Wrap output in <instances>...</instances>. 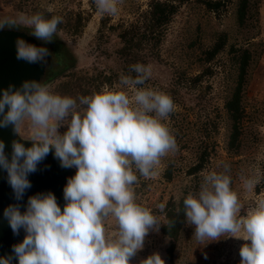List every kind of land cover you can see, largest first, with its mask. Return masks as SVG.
I'll list each match as a JSON object with an SVG mask.
<instances>
[{"label":"clouds","instance_id":"clouds-1","mask_svg":"<svg viewBox=\"0 0 264 264\" xmlns=\"http://www.w3.org/2000/svg\"><path fill=\"white\" fill-rule=\"evenodd\" d=\"M94 3L99 13L115 16L122 0ZM61 23L63 18L57 15L21 14L0 19V29L23 24L37 39L51 42ZM16 47L17 59L29 63L46 62L50 55L47 48L23 39L16 41ZM129 72L135 76L121 74L113 88L104 85L76 98L55 94L34 80L24 81L15 91L12 86L3 91L0 127L11 124L19 133L27 121L33 142L26 148L13 141L9 161L0 141V167L7 171L15 198L22 199L31 187L28 175L50 149L61 167L77 169L63 189L67 202L63 211L52 192L29 197L24 213L19 205L5 209L13 233L18 235L21 228L26 232L23 241L13 246L18 264H131L144 248L146 236L159 232L160 218L136 202L134 185L137 172L144 179L155 177L161 158L177 150L175 136L164 123L175 104L168 94L143 87L152 75L150 65L136 63ZM62 126H67L63 134L58 131ZM260 183L259 175L243 178L249 193ZM231 184L227 174H204L199 190L183 199L185 222L194 227L193 236L203 245L221 237L250 241L240 248V264H264V194L241 216L243 205ZM157 207L164 213L166 203ZM110 220L114 231H109ZM11 260V256L0 257V264ZM140 264L165 261L153 253Z\"/></svg>","mask_w":264,"mask_h":264},{"label":"rangeland","instance_id":"rangeland-1","mask_svg":"<svg viewBox=\"0 0 264 264\" xmlns=\"http://www.w3.org/2000/svg\"><path fill=\"white\" fill-rule=\"evenodd\" d=\"M7 1L0 0V19H16L21 14L30 16L32 6L29 3L19 4L14 0V3L19 4L16 9L12 2ZM146 1L122 0L115 16L99 13L94 0H36V5L53 14L68 16L71 10H79L82 15L88 14L78 34L64 31L57 34L71 51L78 69L95 68L107 71L117 67L114 54L117 40L113 33L96 34L100 17L106 16L108 23L126 20L144 9ZM235 1L224 0L216 12L206 11L195 0L182 4L167 26L159 46V57L149 60L146 64L151 66L152 75L143 87H151L168 94L175 104V111L164 123L175 136L177 150L161 158L155 177L144 179L137 172L138 183L134 185L136 202L152 210L160 221L163 214L157 206L170 199L185 198L189 192H197L204 174L210 171L231 177V187L238 193L243 205L241 216L254 205L259 195L264 194V0H247L241 25L235 21ZM216 32L226 34V44L214 60V73L201 84L202 87L208 85L206 92L199 95H203L206 110L218 120L219 128L213 137L214 147L209 162L200 172L188 174L186 170L193 161L192 144L196 118L192 108L196 105V92L178 86L173 74L175 70L180 69L192 73L197 71L198 63L191 54L189 42L196 38V46L207 45L213 40ZM230 46L246 48L249 52L240 97L243 116L236 141L238 146L234 149L228 148L226 144L227 121L223 117L221 107L222 97L229 91L234 78V68L227 60V50ZM57 81L46 83L53 93ZM118 81L116 80L111 88ZM58 131L63 134L67 131V126H62ZM18 135L31 140V128L27 121L21 125ZM168 166L170 176L166 178ZM73 169L77 170L75 167ZM256 175L261 177V183L253 192H246L243 178ZM185 220L176 239L170 240L160 231L150 232L145 238L144 248L131 258V264H140L141 260L153 253H159L165 264H240V248L245 243L250 244V241L221 237L218 241L203 245L193 236L194 227L187 225ZM108 227L109 231H114V221L110 220Z\"/></svg>","mask_w":264,"mask_h":264},{"label":"trees","instance_id":"trees-1","mask_svg":"<svg viewBox=\"0 0 264 264\" xmlns=\"http://www.w3.org/2000/svg\"><path fill=\"white\" fill-rule=\"evenodd\" d=\"M188 0H147L145 8L137 11L126 20H118L108 23L106 16L100 17L96 34L113 33L117 46L114 49L117 58V67L104 71L102 69H78L75 58L69 48L58 36V32H72L78 34L85 24L88 14L82 15L79 10H71L68 16L65 14H53L38 4L36 0H16L17 3H29L31 15L42 13L46 18L52 15L61 16L63 23L58 25V31L51 42H44L37 39L40 47L49 50L50 55L46 57L44 73L40 82L43 84L58 80L54 87L55 94L61 96H71L73 98L81 95H90L93 91H99L104 85L111 88L116 80H119L121 74L135 76L130 73V66L136 63L146 65L149 60L159 57V46L161 45L167 26L178 11L179 7ZM200 3L206 11L216 12L224 0H195ZM12 2L16 9L19 4ZM247 8V0H236L234 7V17L238 25H241ZM13 29H20L31 34V29L26 26L18 25ZM33 36V35H32ZM198 41L192 38L189 42L191 54L195 56L198 63V69L195 72H188L185 69L175 70V80L178 86L187 90H195L196 102L194 117L195 138L193 140V161L186 170L188 174L200 172L209 162V157L213 153L214 134L219 128L218 120L213 114H210L203 102L207 84L201 86L203 81L208 79L215 71L214 60L218 58L219 53L224 49L226 44V34L216 32L213 40L204 46H196ZM227 60L232 64L234 78L229 91L222 97L221 107L223 117L227 121V147L230 149L237 148L236 143L239 135V125L243 116V109L240 105L241 88L244 83L246 67L249 61V52L246 48L230 46L227 50ZM166 178H169V166L166 171ZM183 199H170L166 201V208L162 217L160 233L170 240L176 239L180 228L185 220L183 208ZM173 222L169 226V222Z\"/></svg>","mask_w":264,"mask_h":264},{"label":"water","instance_id":"water-1","mask_svg":"<svg viewBox=\"0 0 264 264\" xmlns=\"http://www.w3.org/2000/svg\"><path fill=\"white\" fill-rule=\"evenodd\" d=\"M23 39L25 42L40 47L36 38L26 31L13 28L0 29V98L3 91L12 86V90L21 88L24 81L40 82L44 73L45 63H29L23 59H17L16 41ZM8 106L5 107L7 112ZM2 119V115H0ZM0 141H3L6 157L11 160L12 143L17 141L26 148L32 146V141L18 135L14 125L0 127ZM73 168L61 167L60 161L54 156V149L37 165V170L28 175L31 187L27 189L22 199L17 200L12 187L8 183V174L0 167V257H12L11 264H18V258L13 252V246L23 241L26 232L23 228L19 234H14L4 211L9 205H19L21 213L27 209L28 199L39 193L52 192L61 211L67 203L64 199L63 189L67 180L76 174Z\"/></svg>","mask_w":264,"mask_h":264}]
</instances>
